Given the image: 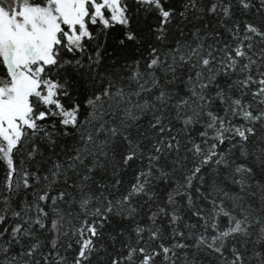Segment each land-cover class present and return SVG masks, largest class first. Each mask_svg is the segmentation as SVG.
<instances>
[{
    "label": "snow or ice",
    "instance_id": "obj_1",
    "mask_svg": "<svg viewBox=\"0 0 264 264\" xmlns=\"http://www.w3.org/2000/svg\"><path fill=\"white\" fill-rule=\"evenodd\" d=\"M0 264H264V0H0Z\"/></svg>",
    "mask_w": 264,
    "mask_h": 264
},
{
    "label": "rangeland",
    "instance_id": "obj_2",
    "mask_svg": "<svg viewBox=\"0 0 264 264\" xmlns=\"http://www.w3.org/2000/svg\"><path fill=\"white\" fill-rule=\"evenodd\" d=\"M4 175V170L3 168H0V177H2Z\"/></svg>",
    "mask_w": 264,
    "mask_h": 264
}]
</instances>
